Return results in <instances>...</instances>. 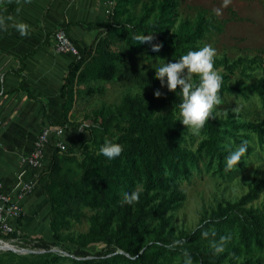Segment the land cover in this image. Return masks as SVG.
Instances as JSON below:
<instances>
[{
	"label": "trees",
	"instance_id": "trees-1",
	"mask_svg": "<svg viewBox=\"0 0 264 264\" xmlns=\"http://www.w3.org/2000/svg\"><path fill=\"white\" fill-rule=\"evenodd\" d=\"M136 2L115 0L113 12L102 23L104 30L89 48L81 51V59L69 65L59 93L63 122L52 126H65L77 100L96 93V83L120 80L138 87L151 86L152 90L125 95L114 110L95 111L91 123L82 127L89 131V138L79 151L74 145L63 152L52 151L47 168L38 175V183L46 184L52 239L74 245L75 264H183L185 252L191 255L193 264H264L256 256L264 253V199L259 208L247 207L263 192L264 180L249 185L248 192L237 202L218 205L188 235L174 239L165 234L170 222L167 215L185 198L180 182L199 169L201 159L214 174L231 176L233 168H225V157L232 144L238 145L249 134H255L263 145L264 120L209 118L199 132L202 140L197 150L188 149L185 128L174 118L181 99L179 87L169 91L161 86L153 73H145L133 64V56L142 55L148 61L166 55L179 58L200 47L206 36L221 34L224 22L201 13L193 24L185 21L175 28L178 0L153 2L135 21L128 9ZM137 34L153 36V46L160 45L161 51L151 53L148 46H137ZM254 66L264 70V60L259 56L234 61L215 58V67L222 68L224 77L221 96L254 94L264 107V79L253 86L226 84L238 69L250 77L247 72ZM157 89L162 93L160 97L154 95ZM106 141L122 147L118 159L109 162L99 153ZM133 190L139 192V200L122 204V193ZM84 210L91 212L87 230L69 236L72 224L84 216ZM205 231L207 236L203 235ZM221 236L228 239L223 241V250L216 252L212 242H219ZM176 240L183 243L168 247ZM55 242L37 246L48 250ZM243 254L245 257L237 263ZM66 258L55 255L40 264Z\"/></svg>",
	"mask_w": 264,
	"mask_h": 264
},
{
	"label": "rangeland",
	"instance_id": "rangeland-1",
	"mask_svg": "<svg viewBox=\"0 0 264 264\" xmlns=\"http://www.w3.org/2000/svg\"><path fill=\"white\" fill-rule=\"evenodd\" d=\"M157 1L137 0L128 9V15L136 21L142 17L144 7H150L153 2L157 3ZM178 2L175 28L185 21L193 24L197 15L201 13L224 22V30L221 34L208 35L200 42V46L211 44L215 47L217 50L216 58L226 57L230 61H234L238 58L259 56L264 60V0H178ZM112 12L113 10L110 14ZM133 57H135L133 64L136 67L145 73H153L154 75V67L163 63L158 59H164L166 62L174 59L170 55L158 56L151 61L143 59L142 55ZM218 70L221 74L222 68ZM247 73L251 76L245 77L240 74L239 69L236 70L234 75L228 77L226 84L233 85L239 82L242 85L253 86L260 79H264L262 67L254 66L253 70ZM93 87H95L96 93L89 96L84 95L77 100L74 113L69 116V121L64 126L68 134L61 140L68 147L74 145L78 151L80 146L89 138V131H84L82 127H87L91 123L95 111L100 109L114 110L125 95L142 94L152 90L151 86L138 87L124 84L120 80L111 83L99 82ZM178 111L174 113V118L177 120ZM213 111L216 118L211 119L217 121L225 120L228 116L240 122L264 120V107L260 97L254 94L248 97L236 94L225 95L222 97V103L215 106ZM184 128L186 147L195 152L202 140V135L188 130L186 126ZM242 140L248 141V151L242 157L238 168H233L231 176L221 177L214 174L212 170L206 168V161L201 159L199 169L195 170L189 179L180 182L185 198L179 208L167 215L170 217V222L165 228V234H169L174 239L188 235L199 226L201 220L216 210L218 205H223L225 202H237L248 192L249 185L264 180V144L261 145L258 142L255 134H249ZM235 146L236 144L233 143L232 148ZM263 199L264 190L259 198L247 207L259 208ZM90 214V211L84 210V216L72 224L69 236L75 237L87 230V218ZM40 225V232L26 231L15 242H9V239L0 236V240L23 250L19 253L0 250V264H40L45 260L49 261L55 255L67 258L58 260L53 264H75L72 261V259H76L72 253L74 245L67 241L55 242L52 239L50 229L46 228L47 223H40ZM44 242L49 244L55 242V244L48 250L37 246ZM91 250L95 249L92 248ZM256 256L264 260V253ZM244 257L243 254L236 260L237 263Z\"/></svg>",
	"mask_w": 264,
	"mask_h": 264
},
{
	"label": "crops",
	"instance_id": "crops-1",
	"mask_svg": "<svg viewBox=\"0 0 264 264\" xmlns=\"http://www.w3.org/2000/svg\"><path fill=\"white\" fill-rule=\"evenodd\" d=\"M0 7V182L8 189L21 170L19 157L31 152L41 130L63 122L59 93L75 60L55 52L54 32L63 29L84 51L104 30L107 15L105 0H0ZM54 149L53 142L46 146L43 170ZM34 174L27 169L24 178ZM35 181L22 203V234L40 232V223L49 230L46 184Z\"/></svg>",
	"mask_w": 264,
	"mask_h": 264
},
{
	"label": "clouds",
	"instance_id": "clouds-1",
	"mask_svg": "<svg viewBox=\"0 0 264 264\" xmlns=\"http://www.w3.org/2000/svg\"><path fill=\"white\" fill-rule=\"evenodd\" d=\"M18 27L23 32L25 25L20 24ZM137 46H148L151 53H159L161 46L156 45L153 36H145V34H137L134 36ZM217 50L211 44H204L198 48L190 49L185 54L171 61L158 59L163 61L155 69V78L160 81L161 86H166L169 91H176L179 87L181 96L178 103V121L186 126L188 130L199 133L208 122L209 118H216L214 108L222 103L220 89L222 87L224 77L215 67V58ZM156 64V63H155ZM154 64V65H155ZM194 77L196 82H194ZM177 93V92H176ZM154 95L160 97L162 95L159 89L155 90ZM226 111V110H223ZM248 151V141H241L233 147L225 157V168H238L242 161V157ZM99 153L109 162L118 159L122 154V147L111 141L104 142ZM139 192L133 190L122 193L121 203L132 204L139 200ZM204 236L208 232L203 233ZM228 237L221 236L220 241H213L216 252H220L224 248L223 241ZM183 243L180 240L174 241L168 247H175ZM185 259L183 264H193L192 257L189 253H184Z\"/></svg>",
	"mask_w": 264,
	"mask_h": 264
},
{
	"label": "built area",
	"instance_id": "built-area-1",
	"mask_svg": "<svg viewBox=\"0 0 264 264\" xmlns=\"http://www.w3.org/2000/svg\"><path fill=\"white\" fill-rule=\"evenodd\" d=\"M115 5V0H105L106 15L110 14ZM1 13V7H0ZM54 50L57 54L71 55L75 61L81 59V51L70 40L63 29H57L53 34ZM66 128L44 127L33 143L31 152L19 157L21 170L15 175L13 184L6 189L0 182V235L9 236V242L18 241L22 233L18 229V221L23 218L24 212L22 203L32 194L35 188L39 173L43 170V161L46 146L53 142L54 148L59 151H66L68 146L61 140L67 135ZM34 171L35 179H25V170ZM16 235L15 237H10ZM7 243L0 240V244ZM10 244V243H8Z\"/></svg>",
	"mask_w": 264,
	"mask_h": 264
},
{
	"label": "bare ground",
	"instance_id": "bare-ground-1",
	"mask_svg": "<svg viewBox=\"0 0 264 264\" xmlns=\"http://www.w3.org/2000/svg\"><path fill=\"white\" fill-rule=\"evenodd\" d=\"M0 248H2L3 250H8V249H16V250H19L17 247L11 245V244H8V243H2L0 244ZM19 252H23V250H19Z\"/></svg>",
	"mask_w": 264,
	"mask_h": 264
},
{
	"label": "water",
	"instance_id": "water-1",
	"mask_svg": "<svg viewBox=\"0 0 264 264\" xmlns=\"http://www.w3.org/2000/svg\"><path fill=\"white\" fill-rule=\"evenodd\" d=\"M0 250H3L2 248H0ZM8 251H12V252H14V253H19V250H16V249H8Z\"/></svg>",
	"mask_w": 264,
	"mask_h": 264
}]
</instances>
